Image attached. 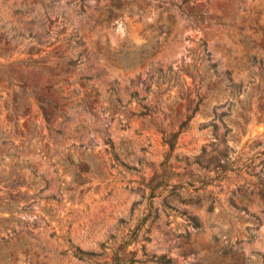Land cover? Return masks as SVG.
I'll list each match as a JSON object with an SVG mask.
<instances>
[{
    "label": "rangeland",
    "instance_id": "rangeland-1",
    "mask_svg": "<svg viewBox=\"0 0 264 264\" xmlns=\"http://www.w3.org/2000/svg\"><path fill=\"white\" fill-rule=\"evenodd\" d=\"M127 238L264 264V0H0V264Z\"/></svg>",
    "mask_w": 264,
    "mask_h": 264
},
{
    "label": "trees",
    "instance_id": "trees-1",
    "mask_svg": "<svg viewBox=\"0 0 264 264\" xmlns=\"http://www.w3.org/2000/svg\"><path fill=\"white\" fill-rule=\"evenodd\" d=\"M188 1V0H185ZM196 2V0H192ZM196 16V15H194ZM178 134V132H177ZM175 134L173 137L170 139V143L173 145L174 144V138L176 137ZM132 240L130 238L122 240V242L118 245V247L115 249L114 255L111 260H105L102 264H134L135 263V258L130 255L131 252L127 251L128 246L131 244ZM86 252L83 251L82 249L78 248L75 252L77 256L82 257V254H85ZM89 254V253H88ZM154 263L156 264H169L173 261L172 258L167 257L165 254L160 255V256H154Z\"/></svg>",
    "mask_w": 264,
    "mask_h": 264
}]
</instances>
